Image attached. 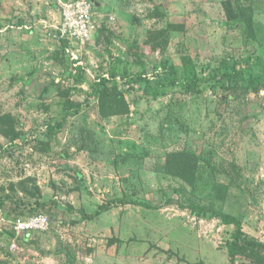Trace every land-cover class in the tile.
Wrapping results in <instances>:
<instances>
[{
  "label": "rangeland",
  "instance_id": "obj_1",
  "mask_svg": "<svg viewBox=\"0 0 264 264\" xmlns=\"http://www.w3.org/2000/svg\"><path fill=\"white\" fill-rule=\"evenodd\" d=\"M63 1L0 0V264H243L233 225L130 200L179 189L264 243V88L184 87L206 64L264 59V0H93L97 31L70 51L51 28ZM141 61L167 76L133 86ZM32 214L48 229L13 245Z\"/></svg>",
  "mask_w": 264,
  "mask_h": 264
},
{
  "label": "trees",
  "instance_id": "obj_2",
  "mask_svg": "<svg viewBox=\"0 0 264 264\" xmlns=\"http://www.w3.org/2000/svg\"><path fill=\"white\" fill-rule=\"evenodd\" d=\"M95 2V1H94ZM95 2V6H96ZM61 44L66 48L70 47L68 40H61ZM140 70L137 72L136 77H131L129 69L125 68L123 77H129L133 86L139 87L142 90H148L151 85V75L157 76H167V73L160 71L159 65H150L147 62H138ZM165 68V67H164ZM171 74L176 75V70L170 68ZM168 70V71H170ZM203 74L194 72L188 75L184 79V87L187 91H199L201 87L214 80L215 84L226 89L237 90L239 87H247L253 90H260L264 88V59L260 52H255L241 58H232L220 62L217 65L206 64L203 68ZM121 71L118 68H114L110 71L111 79L115 80ZM100 80L96 82L93 88V94L96 97H104L108 92V78L106 76H101ZM161 81V85L163 87ZM174 83V80H173ZM158 94V92H155ZM67 121V116L63 115L62 119L56 120L54 124L49 125L48 133L53 135L58 130H61ZM120 201H126L125 198L120 199ZM131 202L143 205L148 208L160 209L169 204H178L181 207L188 208L194 215L197 216H210L219 218L226 225H233L234 232L232 234V240L229 244V252L232 260L237 258L244 259L243 264H264V243L258 239L250 236L246 232V224L239 217L225 211L222 208H215L205 206L190 196H187L182 190L176 189L172 193L167 194L163 199L154 201L146 199H132ZM36 214L28 215L26 217H16L13 221V228L11 231L7 232L12 242H14L17 237V232L14 228L17 219L19 218H29ZM40 215V214H37ZM32 230L26 232L24 240L26 241ZM46 231V230H45ZM44 232V231H40ZM3 235V234H1Z\"/></svg>",
  "mask_w": 264,
  "mask_h": 264
},
{
  "label": "built area",
  "instance_id": "obj_3",
  "mask_svg": "<svg viewBox=\"0 0 264 264\" xmlns=\"http://www.w3.org/2000/svg\"><path fill=\"white\" fill-rule=\"evenodd\" d=\"M93 0H68L60 3L61 17L51 24L52 34L58 40H68L72 50L74 42H87L97 31L98 22L94 12ZM78 59L77 56L74 57ZM49 217L45 214L34 215L29 218H19L15 223L18 234H25L32 230L45 231L49 227ZM16 246V243L13 242Z\"/></svg>",
  "mask_w": 264,
  "mask_h": 264
},
{
  "label": "crops",
  "instance_id": "obj_4",
  "mask_svg": "<svg viewBox=\"0 0 264 264\" xmlns=\"http://www.w3.org/2000/svg\"><path fill=\"white\" fill-rule=\"evenodd\" d=\"M59 15H60V17H61V9L59 10ZM60 17H59V18H60ZM59 18H58V19H59Z\"/></svg>",
  "mask_w": 264,
  "mask_h": 264
}]
</instances>
